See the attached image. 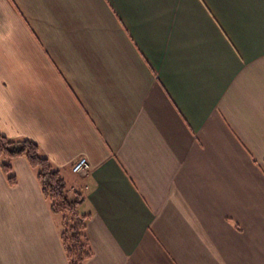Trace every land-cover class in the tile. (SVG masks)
<instances>
[{"label": "crops", "instance_id": "obj_1", "mask_svg": "<svg viewBox=\"0 0 264 264\" xmlns=\"http://www.w3.org/2000/svg\"><path fill=\"white\" fill-rule=\"evenodd\" d=\"M0 133L86 196L85 264H264V0H0ZM2 162L0 264H69Z\"/></svg>", "mask_w": 264, "mask_h": 264}, {"label": "trees", "instance_id": "obj_2", "mask_svg": "<svg viewBox=\"0 0 264 264\" xmlns=\"http://www.w3.org/2000/svg\"><path fill=\"white\" fill-rule=\"evenodd\" d=\"M25 157L36 170L42 192L51 212L60 218V239L69 264H85L94 254L87 233L90 214L81 210L86 196L81 191L68 194V185L60 169L42 154L38 143L29 137H9L0 133L2 169L10 184L17 183L12 161Z\"/></svg>", "mask_w": 264, "mask_h": 264}, {"label": "built area", "instance_id": "obj_3", "mask_svg": "<svg viewBox=\"0 0 264 264\" xmlns=\"http://www.w3.org/2000/svg\"><path fill=\"white\" fill-rule=\"evenodd\" d=\"M72 169L75 173H84L90 169V163L86 157H81L73 164Z\"/></svg>", "mask_w": 264, "mask_h": 264}, {"label": "rangeland", "instance_id": "obj_4", "mask_svg": "<svg viewBox=\"0 0 264 264\" xmlns=\"http://www.w3.org/2000/svg\"><path fill=\"white\" fill-rule=\"evenodd\" d=\"M68 194L71 196L73 194V190L72 188H70V186L68 185Z\"/></svg>", "mask_w": 264, "mask_h": 264}]
</instances>
